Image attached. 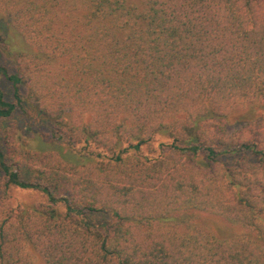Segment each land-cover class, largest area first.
Returning <instances> with one entry per match:
<instances>
[{
  "label": "trees",
  "instance_id": "trees-1",
  "mask_svg": "<svg viewBox=\"0 0 264 264\" xmlns=\"http://www.w3.org/2000/svg\"><path fill=\"white\" fill-rule=\"evenodd\" d=\"M0 30V264H264V0H0ZM22 84L59 150L3 131Z\"/></svg>",
  "mask_w": 264,
  "mask_h": 264
},
{
  "label": "rangeland",
  "instance_id": "rangeland-1",
  "mask_svg": "<svg viewBox=\"0 0 264 264\" xmlns=\"http://www.w3.org/2000/svg\"><path fill=\"white\" fill-rule=\"evenodd\" d=\"M4 24V23H3ZM18 31V30H16ZM4 34L0 30V65H4L9 68V71L11 73L15 72V68L13 65V62L7 59L3 53L4 47H5V40H4ZM11 37V35H10ZM15 39V36H13ZM15 41V40H14ZM21 44V41H18L16 43L7 44L9 45V48H7V52L9 54L10 51L13 50L14 47H19ZM0 88L4 91L5 97L9 100L14 99V89L12 86V83L7 80L5 77H1L0 79ZM22 97L24 99V112L21 109H17V111L7 119L3 125L2 129L3 131H10L14 132L16 135L17 143L22 148H29L32 150H38V151H44V150H59V148H56V145H54L52 142L53 137H51V126L45 115H43L37 108L35 102L29 98V94L27 91L26 84H22ZM26 110V111H25ZM161 141H166V139L161 138ZM159 142H156V145H158ZM159 150V148L157 149ZM158 152V151H157ZM23 174L26 176V178H33L35 177L34 174L25 173L23 171ZM13 199L15 200H23V201H35L38 199H41L40 193L33 192L31 190L24 191V190H14L13 193ZM199 221L203 222L204 224H207L209 226H213L216 229H223L221 226H227L230 227L229 231L230 234H239L244 232V229L239 225H231L226 224L225 221L217 216L211 215L209 213H202L199 216ZM221 225V226H219Z\"/></svg>",
  "mask_w": 264,
  "mask_h": 264
}]
</instances>
